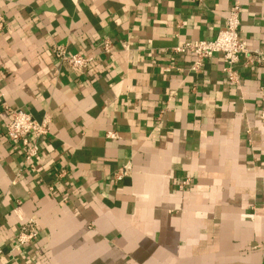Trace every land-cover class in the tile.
<instances>
[{
	"label": "crops",
	"instance_id": "obj_1",
	"mask_svg": "<svg viewBox=\"0 0 264 264\" xmlns=\"http://www.w3.org/2000/svg\"><path fill=\"white\" fill-rule=\"evenodd\" d=\"M235 2L264 52V0H0V264H264V64L242 55L230 81L220 56L195 73L172 51ZM4 105L51 117L34 168Z\"/></svg>",
	"mask_w": 264,
	"mask_h": 264
},
{
	"label": "built area",
	"instance_id": "obj_2",
	"mask_svg": "<svg viewBox=\"0 0 264 264\" xmlns=\"http://www.w3.org/2000/svg\"><path fill=\"white\" fill-rule=\"evenodd\" d=\"M240 7L235 2L229 10L228 16L224 19L222 28L211 40H196L184 42L172 48L176 54H191L194 57L189 66L191 72H201L204 62L211 57L218 55L225 64V71L228 73V79L234 81L232 67L238 62L240 56L246 55L247 61L252 63L264 64V52H250L246 40L241 36L240 30ZM1 27V22H0ZM104 50H107L108 43L103 44ZM55 56L65 62L70 68L82 72L87 69L91 58L75 53L68 55L63 47H57L54 50ZM8 112V121L5 124V138L10 142L13 148L19 150L24 160L32 168L35 158L39 154L38 141L46 138L50 132L51 117L44 115L41 120H35L30 114L20 109H10L3 106ZM260 128L264 131V110L259 114ZM113 137L114 133H109ZM35 170V169H34ZM130 173V165L125 164L113 174V180L119 182ZM189 182L185 178L180 182L182 188ZM37 240V229L35 222L29 220L22 224L15 236V249L18 251L26 246L32 245ZM3 251L0 249V256Z\"/></svg>",
	"mask_w": 264,
	"mask_h": 264
}]
</instances>
